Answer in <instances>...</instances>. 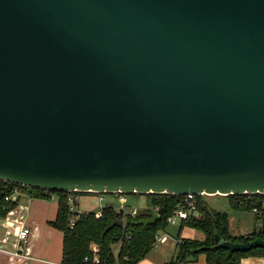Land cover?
<instances>
[{
    "label": "water",
    "instance_id": "water-1",
    "mask_svg": "<svg viewBox=\"0 0 264 264\" xmlns=\"http://www.w3.org/2000/svg\"><path fill=\"white\" fill-rule=\"evenodd\" d=\"M0 179L264 192V0H0Z\"/></svg>",
    "mask_w": 264,
    "mask_h": 264
},
{
    "label": "trees",
    "instance_id": "trees-1",
    "mask_svg": "<svg viewBox=\"0 0 264 264\" xmlns=\"http://www.w3.org/2000/svg\"><path fill=\"white\" fill-rule=\"evenodd\" d=\"M14 192H17L15 196ZM82 193L98 195L94 192L49 191L0 179V217L3 218L9 210L16 208L20 195L31 198H49L54 195L58 201L57 212L54 219L49 221V225L62 233L61 264H136L153 248L155 236L161 230H165L168 217L181 206L183 198V195L146 193L148 207L138 208L135 215L120 212V208L115 209L112 205L102 206L99 210H69L68 197ZM9 195L13 197L5 200V196ZM202 195H196L194 212L180 222L179 228L188 226L198 229L204 234V239L199 241L177 237L176 254L167 264L195 261L199 254L205 255L207 264H239L242 257L250 255L264 258V248L229 253L227 249L218 246L214 238L215 231L223 242L239 243L249 241L251 233L231 234L227 214L208 207ZM256 195L244 193L226 196L232 209L249 210ZM154 213L158 214V219L154 223L148 225L134 223L138 219L150 218ZM72 217L73 223L70 222ZM115 218L122 219L123 225L110 227ZM258 237L262 238L263 235L260 234ZM115 245H119L116 256L113 253ZM93 246H96V251L93 250Z\"/></svg>",
    "mask_w": 264,
    "mask_h": 264
},
{
    "label": "crops",
    "instance_id": "crops-1",
    "mask_svg": "<svg viewBox=\"0 0 264 264\" xmlns=\"http://www.w3.org/2000/svg\"><path fill=\"white\" fill-rule=\"evenodd\" d=\"M98 196L99 198L102 197L100 194H98ZM116 198L118 199V196H116ZM57 204L58 201H56V196L54 195L49 198H31L26 195L19 196V202L15 208V215L13 218L21 216L24 224L31 230L27 243L28 249L27 252L21 251L18 255H13L12 253L15 250V237L9 235L7 243L0 245L2 250H5V252L0 251V264H61L62 233L49 225V221L53 220L56 215ZM76 211H78V208H76ZM181 221L182 220L178 221L179 225ZM186 229L196 230L188 226H184L183 228H179L178 226L177 237L193 239L184 234ZM3 236L4 227L2 226V218L0 217V239ZM156 244H153V247L156 246ZM118 248L119 245L114 246L113 253L115 256L118 252ZM149 252L136 264L168 263L164 251L160 250L158 253H154L151 256L148 255ZM175 254L176 247L171 255V260L174 258ZM183 263L207 264L204 254H199L195 261H186ZM239 264H264V258L250 255L242 257Z\"/></svg>",
    "mask_w": 264,
    "mask_h": 264
},
{
    "label": "rangeland",
    "instance_id": "rangeland-1",
    "mask_svg": "<svg viewBox=\"0 0 264 264\" xmlns=\"http://www.w3.org/2000/svg\"><path fill=\"white\" fill-rule=\"evenodd\" d=\"M103 199H100L96 194H72L70 197L76 199L75 206L78 208V211H89V210H99L102 206L112 205L115 206V209L121 206L120 202L116 198L117 193H100ZM127 199V204L129 207H136L143 209L148 207V195L147 194H124ZM206 205L212 209L225 212L228 216V227L229 231L233 235H246L254 230V216L245 209H232L229 205L227 196L215 194V195H202ZM57 201V198H56ZM178 221L172 223L168 222L165 230H161L158 235L165 234L168 237V240L165 243H157L150 252L149 256L154 253H158L160 250L164 251L167 256V262L171 261V255L175 251V238L177 237L178 232ZM56 230V229H55ZM185 235L193 239L202 241L204 235L202 231L196 229H186L184 232ZM61 240V239H60ZM116 249V248H115ZM172 264H184L172 263Z\"/></svg>",
    "mask_w": 264,
    "mask_h": 264
},
{
    "label": "built area",
    "instance_id": "built-area-1",
    "mask_svg": "<svg viewBox=\"0 0 264 264\" xmlns=\"http://www.w3.org/2000/svg\"><path fill=\"white\" fill-rule=\"evenodd\" d=\"M17 192H14L13 195L15 196ZM247 194H257L253 204L249 208V212L254 216V230L251 231V238L249 241L254 239H262L264 240V192L260 193H247ZM13 195L5 196V200H10ZM103 199V197H100ZM118 201L120 202L121 206L120 209H123L126 213H130L131 215H135L137 213L136 207H129L127 204V199L124 195H118ZM69 202V210L76 211L75 202L76 199L74 197H68ZM196 208V194H185L182 198V204L179 208H177L167 219V222L175 223L176 221L186 219L191 213L194 212ZM15 215V208L9 210L2 218V226L4 227V236L0 239V245L3 243H7L9 235H13L15 237L14 242V252L13 255H18L21 251L27 252V243L28 238L31 233L29 227H27L24 222L22 221L21 216L13 218ZM74 217L71 218L70 222L73 223ZM263 235V237H258L259 235ZM168 239L167 235H156L155 242H165ZM175 242H178V239L175 238ZM93 250L96 251V246H93ZM0 251L5 252L2 250L0 246ZM95 260L97 258L95 257ZM12 264V263H9Z\"/></svg>",
    "mask_w": 264,
    "mask_h": 264
}]
</instances>
